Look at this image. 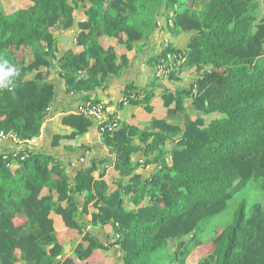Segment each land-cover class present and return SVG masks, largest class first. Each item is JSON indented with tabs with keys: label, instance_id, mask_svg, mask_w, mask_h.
Segmentation results:
<instances>
[{
	"label": "trees",
	"instance_id": "16d2710c",
	"mask_svg": "<svg viewBox=\"0 0 264 264\" xmlns=\"http://www.w3.org/2000/svg\"><path fill=\"white\" fill-rule=\"evenodd\" d=\"M29 1L9 14L0 3V55L18 69L11 87L0 89V131L22 141L14 151L0 153V264H102L90 257L113 247L122 252L121 264H186L195 249L198 264H264V206L257 201L241 200L230 224L214 226L205 240L202 236L210 220L249 182L264 195V16L258 20L256 14L260 2ZM81 5L86 19L77 23L76 45L82 52L68 51L57 60L52 33L73 27ZM161 12L173 37L188 33L189 39L184 49H175L169 41L156 63L166 52H182L178 71L169 77L188 66L197 73L189 88L164 89V106L172 114L185 110L188 101L194 113L184 128L156 118L149 127L116 119L98 124L121 181L109 191L100 171L105 160L93 158L72 184L62 162L27 144L40 134L54 87L44 74L26 77L42 66H54L69 91L105 86L128 64V56L105 49L101 39L116 38L117 45L126 43L129 49L157 28ZM30 50L32 62L27 60ZM132 88L128 85L124 91L129 103L146 102L155 94V87H142L139 99ZM62 122L72 130L57 135L55 144L94 126L91 118L78 113L66 114ZM136 138L144 145L136 144ZM170 138L179 148L171 149L167 162L164 146ZM139 149L151 155L148 162L161 165L145 180L133 173L138 164L130 158ZM97 171L100 178L95 179ZM45 188L50 192L44 194ZM130 193L132 206L126 207L124 195ZM79 194H84L80 211ZM90 202L97 211L89 223L103 229L107 238L102 241L85 230L75 255L66 256L63 238L86 227L81 215L88 213ZM53 215L62 218L67 230L55 229Z\"/></svg>",
	"mask_w": 264,
	"mask_h": 264
},
{
	"label": "crops",
	"instance_id": "0c3cea01",
	"mask_svg": "<svg viewBox=\"0 0 264 264\" xmlns=\"http://www.w3.org/2000/svg\"><path fill=\"white\" fill-rule=\"evenodd\" d=\"M0 3L5 13L9 14L18 8L27 7L30 1L0 0ZM85 13V7L81 5L74 12L76 20L73 27L67 29L56 28L53 31L57 60L68 51L79 54L82 52L81 47L76 45V37L79 30L77 23L86 19ZM165 39L172 42L175 49H184L187 46L189 34L178 33L173 37L168 32V29H166L165 15L163 12L158 15V26L148 38L133 41L129 49H127L128 46L126 43L117 45L116 38H102L101 43L103 47L105 49H115L119 55L126 54L128 56V64L117 75L110 77L105 86L97 87L93 90H87L81 93L67 90L64 78L61 77L59 71L54 66H42L38 70L30 73L26 77L27 79H32L38 73L44 74L46 80L54 87V97L49 106L48 114L41 124L40 134L34 140L28 141L27 144L32 148L35 147L44 153L53 155L58 161L62 162L72 184L82 166H87L93 158L104 159L105 163L101 165L100 171L104 172L103 177L107 180L108 190L112 191L116 189L117 182L121 181V179L119 174L113 169L115 155L102 143L100 132L95 122L94 126L85 134L77 136L72 140L64 139L55 144V137L59 134H69L71 132V127L63 124L62 117L68 113H76L75 111L78 106L87 100L104 102L109 115L119 122L139 127H149L151 119L156 118L164 119L167 123L184 128L188 116H192L191 114L194 113L193 106L187 101L185 110L170 114L164 106L162 94L165 92L164 89L174 92L177 89L189 88L195 80L197 73L194 67L188 66L175 77L156 78L157 75L155 74L154 67L158 56L163 52V42ZM27 60L28 62L34 60V55L31 50ZM128 85L133 86L132 93H138L137 98L139 99H142L144 96L140 91L142 87H155V94L146 102H142L143 100H141L140 103L128 102L124 104L121 100L127 94V90L126 93L124 91ZM147 107H150V110ZM176 142L177 140L175 138L167 139L164 146L165 161H171V149L179 148ZM135 143L141 146L144 145L137 138L135 139ZM19 146L10 139L0 140V153L12 152ZM150 157L151 155L146 157L140 149L133 151L130 155L131 161L134 164H138L133 173L137 174L143 180L147 179L161 167L158 162H148L147 159L150 160ZM94 177L95 179L100 178V172L97 171ZM124 181V183L128 182L127 179H124ZM49 192L47 188L43 189L44 194ZM52 194L56 198L54 191H52ZM130 194L124 195L126 207L132 206V193ZM76 197L80 211L84 206V194L76 195ZM87 209L88 213L81 215L82 222L86 224L82 232L70 231L63 238L66 256L75 255V247L81 241L85 230L91 229L102 241L107 238L103 229L100 227H91L89 223L92 213L97 211L93 202L87 204ZM53 220L54 227L57 231L67 230L59 215H53ZM121 256V250L118 247H113L108 251L97 250L90 257V260L93 263L121 264Z\"/></svg>",
	"mask_w": 264,
	"mask_h": 264
},
{
	"label": "built area",
	"instance_id": "2783aa9c",
	"mask_svg": "<svg viewBox=\"0 0 264 264\" xmlns=\"http://www.w3.org/2000/svg\"><path fill=\"white\" fill-rule=\"evenodd\" d=\"M172 15V14H171ZM169 40L165 39L163 42V49L167 46ZM184 57L182 52L169 51L166 52L165 57H161L159 62L155 64V74L158 77H169L178 71L180 63L183 61ZM122 103H128L127 96H123ZM78 114H83L91 118L95 124H100L106 120H114L112 116L109 115L106 105L102 101L87 100L80 104L75 111ZM99 132L101 128L98 129ZM10 139L15 144L21 145L22 141L12 132L0 131V140ZM35 138L31 139L34 140ZM30 141V140H29ZM28 142V141H27Z\"/></svg>",
	"mask_w": 264,
	"mask_h": 264
},
{
	"label": "rangeland",
	"instance_id": "374dc122",
	"mask_svg": "<svg viewBox=\"0 0 264 264\" xmlns=\"http://www.w3.org/2000/svg\"><path fill=\"white\" fill-rule=\"evenodd\" d=\"M259 6L256 10V14L258 16V20L264 16V3L261 2V0H258ZM249 182L242 190L237 192L233 197L227 202L226 208L221 212L220 214L213 217L209 225L207 227V230L202 234L204 236V239H207L209 236L213 234V228L214 226H227L232 222L233 214L235 212V209L237 208L239 202L243 199L247 201L248 203H252L253 201H257L261 203L264 206V195L256 188L254 184H251ZM176 243L171 242L170 248L172 250H175ZM195 254H200L198 252V249H195L191 256L188 258L186 264H198L196 261Z\"/></svg>",
	"mask_w": 264,
	"mask_h": 264
},
{
	"label": "clouds",
	"instance_id": "9594fccd",
	"mask_svg": "<svg viewBox=\"0 0 264 264\" xmlns=\"http://www.w3.org/2000/svg\"><path fill=\"white\" fill-rule=\"evenodd\" d=\"M18 69L3 55H0V89L10 88Z\"/></svg>",
	"mask_w": 264,
	"mask_h": 264
}]
</instances>
